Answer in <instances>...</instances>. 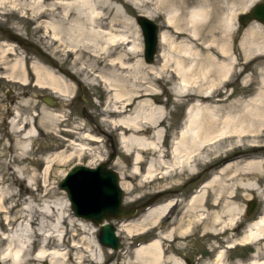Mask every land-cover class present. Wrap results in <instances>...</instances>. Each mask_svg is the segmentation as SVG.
I'll return each mask as SVG.
<instances>
[{"label":"bare ground","instance_id":"1","mask_svg":"<svg viewBox=\"0 0 264 264\" xmlns=\"http://www.w3.org/2000/svg\"><path fill=\"white\" fill-rule=\"evenodd\" d=\"M127 1L137 8L154 4L157 10L165 9L167 26L177 35L187 37L178 42L170 39L167 31L159 32V42L170 41L172 49L160 52V67L145 66L140 58L130 62L129 55L138 56L141 52V38L137 23L132 30L127 24L131 17L123 6L114 4V0H0V5L8 2L12 7L20 4L22 8H28L32 18L41 20L40 24L52 39L61 43L65 49L63 53L74 55L78 66L74 64L70 73L63 69L60 71L69 75L81 90L84 89L81 82L100 84L106 92L102 125L117 131L122 150L133 152L136 173H139L138 163L143 160L144 151L155 156L145 161V177H154L159 171L158 166L164 168V173L181 168L194 172L196 161H203L208 167L211 175L181 206L182 215L188 217L187 222L181 225L182 216L168 222L167 230L158 231L154 239L140 244L128 259L124 258L118 264H186L179 257L165 255L164 240L177 242L179 238L195 234V224L201 227L202 236H221L243 227L240 236L230 233L223 239L225 245H211L213 259L204 264H264V209L256 219L244 224V208L236 203L240 192L246 191L249 195L259 190L256 182L244 184L240 181L253 180L258 165L263 161L262 156H247L249 152L243 144L249 141L255 145L264 138V25L257 19L251 21L244 29L239 45L235 44L240 28L237 18L239 21L244 12L261 0ZM143 14L153 18L147 12ZM7 52L16 53L14 45L9 44L1 50V57L7 58ZM248 67L254 73L243 78L236 93L243 96L236 97L234 91L228 92L226 88ZM30 68L35 86L50 89L62 100L71 97L74 86L61 72L35 61L31 62ZM5 69L3 77L24 85L29 82L28 71L21 58L6 63ZM78 72L83 76L80 79L72 76ZM151 77H155L154 80L148 79ZM157 80L168 83L176 98H190L181 126L171 140L169 160L163 156L164 129L160 127L167 109L164 104L153 100L158 95L153 84ZM214 95L219 98L213 100ZM137 98L140 99L136 101ZM133 104L134 108L130 110L129 106ZM19 114L15 112L9 125L15 153L4 163L5 171L0 176V183L8 182L11 187L24 178V168L13 169L10 164L28 156L37 128L58 136V125L65 121L64 114L53 110H43V117L38 122H33V116L20 117ZM148 130L150 137L145 135ZM99 131L103 129L99 128ZM64 132L72 134V137L61 138L60 143L64 146L61 151L44 155L43 151L37 156L45 162V173L55 160L62 161L71 156L80 158L87 155L90 158L88 164L103 160L97 149L102 138L92 134L90 129L85 132L81 125H75L64 129ZM67 151L70 153L65 154ZM229 159H234V162L222 164ZM35 160L39 158H33ZM215 160L219 164L213 165ZM34 175L35 172L32 173ZM16 195L13 191L0 194V264H103V245L97 240L98 236H94L97 230L85 223L87 219L76 216L77 222L69 220L67 215L55 211L53 202L42 201L38 197L26 199L14 215L13 220L20 221L14 228L3 231V224L13 221L10 210L17 204ZM7 201L10 205L5 204ZM174 201L169 199L153 206L141 221L134 224L122 221L121 228L132 235L147 225L156 226L159 220L169 217ZM69 233L72 235L70 241L69 236L68 239L66 237ZM35 243L36 248H32ZM248 245L254 248V252L247 260H226L228 248ZM108 248L112 253V248Z\"/></svg>","mask_w":264,"mask_h":264},{"label":"rangeland","instance_id":"2","mask_svg":"<svg viewBox=\"0 0 264 264\" xmlns=\"http://www.w3.org/2000/svg\"><path fill=\"white\" fill-rule=\"evenodd\" d=\"M114 2V4H120L123 6L129 18L131 17L132 20H129L130 23L127 24L132 30L134 29V23L136 24V17L138 15H144L143 13L147 12L153 15V18L150 19L159 26L160 30L167 31L170 39L179 42L187 38L184 34L177 35L171 27L167 26L166 19L168 13L165 9L157 10L154 4L139 5L137 8L127 0H114ZM261 2H264V0L258 1L257 3ZM254 5L244 13H249ZM240 14L242 13H239V15ZM253 20L255 19H251L246 24H241L237 18L238 26H240L235 38V44L237 46L239 45L244 29ZM40 21L41 20H34L32 18V12L28 8H22L20 4L17 7H12L8 2L4 5H0V176L2 175V172L5 171L3 169L4 163L8 162L9 158L15 153V147L13 145L14 137L10 133L9 125L10 120L16 111L20 113V117L33 116V122L35 120L38 122L43 117V110H53L54 112L64 114L63 118L65 121L58 125V136H54L46 129L39 128V130L37 128V134L32 140L31 150L29 151L28 156L22 160L16 159L14 163L10 164L13 169L24 168V178L18 180V184L12 187L8 185V182L0 183V194L4 192L6 194L10 191L17 193V195L14 196V199L17 200V204L10 210V219L12 220L14 219L16 212H18L24 205L26 199L38 197L42 201L47 200L51 203L53 202V205H56L55 211L58 214H65L69 217V220L77 222L76 219H78V217L74 215L70 205H67L68 199L66 192L60 189L59 182L62 180L65 173L76 164L94 167L100 163L106 162L107 167L115 170L119 175V185L123 191V204L125 206H135L138 209L135 216L130 219H108V222L112 223L116 228L120 247L119 249H110L113 252L109 253V248L103 246V264H118L124 258L128 259L133 249L140 244L147 243L154 239L157 236L158 231L164 232L170 226L168 223V217L165 218L166 220H159L156 226L153 224L147 225L144 229L134 232L132 235H128L121 228L122 221L130 224L141 221L146 211L154 206V201L158 197L159 199L165 197L166 200L176 197L178 198L176 201V207H178L180 203L179 198L183 196L186 201L189 195L194 190L198 189L202 182L207 180L211 174L208 172V167L203 161H196V170L194 172H189L188 170L181 168L177 171L172 170L168 173H164V168L158 166L159 171H157L158 173L154 177H145V161L150 157H155L154 154L149 151L143 152V160L138 163L139 173H136L133 169V152L127 153L122 150L118 141L117 131L114 128L111 129L108 125H102L101 119L105 117L103 109L106 100V92L100 84L89 82H81L83 83L81 87L84 88L81 90L80 86L76 84L69 75L60 71L63 69L69 72L74 68V64H76L74 55L64 54L63 51L65 49L61 46V43L58 41L55 42L52 39L51 34L42 27L43 24H40ZM261 24L264 25L263 22H261ZM136 26L141 38L142 48L141 52L139 51L140 54L138 56L129 55L130 62L140 58L145 66L153 65L160 67L162 65L160 52L162 50L172 51L169 45L170 41L164 43L159 42L153 62L147 63L143 57V39L141 30L137 24ZM9 44L14 45L16 53H8L10 52L8 50L6 53L7 58H2L1 50L7 48ZM15 58H21L25 62L28 71L27 75L29 77V82L26 85L3 77L6 72L5 64L12 63ZM33 61L39 62L43 65L45 64L56 72H61L63 76L72 82L74 92L68 100L57 98L50 89H41L34 85V75L30 68L31 62ZM77 66L78 64H76V67ZM241 68H243V66H241ZM145 69L147 70V68ZM166 69L168 68H165V70ZM253 73L254 71L249 67L243 70L240 75H238L235 82L226 88L227 91H234L236 97L243 96L242 94L236 93L242 86L243 78L247 75H252ZM72 76L77 79L83 77L79 72L78 74L72 73ZM154 78L155 77H151L148 79L154 80ZM148 79L146 80L148 81ZM153 84L157 87L158 91V95L154 96L153 100L156 101L157 104H164L163 106L167 109L165 118L160 127L164 129L162 148L165 149V152L163 156L165 159L169 160L171 157L169 153L171 140L181 126L184 112L190 98L187 96L182 99L176 98L169 89V84L165 81L157 80L154 81ZM144 85H148V83H145ZM43 97L52 99L54 101L53 104L49 105L45 103ZM218 98V95L213 96V100ZM138 99L140 98H137L136 101ZM133 108L134 104L129 106L130 110H133ZM75 125H81L85 132L87 129H90L92 134L102 138L100 144L97 145V149L100 151L103 160L98 163L92 162V164H88L90 158L87 155H82L80 158L71 156L64 158L62 161L55 160L51 164L49 170L45 173V162L41 161L40 157L37 156L39 154L42 155L41 152L43 151V155L47 153L52 154L53 151H61L64 148L63 144L60 143L61 138L70 139V137H72V134L70 133H67L68 135H66L64 129H71ZM99 128L103 129L104 132L99 131ZM145 135L150 137V130H148ZM243 146L246 148L247 152H249L247 156L252 155L263 157V161L260 166L258 165L253 180L240 181L244 184L247 182H256L259 186V190L250 192L249 195L246 191L240 192L239 198L236 199V203L244 208L243 217L244 224H246L256 219L264 209V138L262 142L255 145H252L247 141ZM225 148L226 147L222 150ZM69 153L70 151L65 152V154ZM33 158H39V160L33 161ZM230 160L232 161L229 162ZM233 160L234 159L223 161L222 164H231L234 162ZM216 161L217 163H215ZM242 163L243 162L240 164ZM214 164H219V161L215 160L213 162V165ZM33 172H35L36 175L32 176ZM30 178L32 182H30ZM22 187L24 189H22ZM157 193H160L158 197L156 196ZM210 197L211 195L209 192L208 199H210ZM34 201L41 202L40 200ZM162 201H164V199H162ZM250 202L254 207L248 214L247 209ZM5 204L10 205V202L7 201ZM177 213V219H180V216H182L181 221H183V223H181V225L185 224L188 217L182 215L181 209L177 211ZM0 216H2V213ZM18 221H20V219H15L8 224H3L2 230L7 231L10 230L9 227L14 228V225L18 223ZM85 223L88 224L89 228H95L97 230L94 233V236L97 238L99 226L90 220H85ZM175 225L177 226L180 224L175 223ZM200 228L201 227L198 224H195L193 227V233L195 234L179 238L180 240L177 242L173 239L164 240L163 247L165 248V255L179 257L186 264H204L213 259L214 250H211V245H225L226 243L223 239L227 238L230 233H235L236 236H240V232L243 230V227H241L237 232H225L222 233L221 236H202ZM68 236L70 241L72 237L71 233L66 235L67 239ZM88 236H91V233H89ZM67 245L69 244L67 243ZM32 248H36V243ZM253 252L254 248L250 245L237 246L231 249L228 248L225 253L226 260L228 262H234L237 259L245 261Z\"/></svg>","mask_w":264,"mask_h":264},{"label":"water","instance_id":"3","mask_svg":"<svg viewBox=\"0 0 264 264\" xmlns=\"http://www.w3.org/2000/svg\"><path fill=\"white\" fill-rule=\"evenodd\" d=\"M251 19H257L264 23V2L258 3L251 12L239 17L241 24H246ZM136 23L140 26L143 38L144 60L147 63H152L157 51L160 28L150 18L142 15L136 17ZM43 101L49 105L54 102L48 97H43ZM106 164L104 162L94 167L76 164L65 173L59 182V187L66 192L75 216L90 220L96 225L100 224L99 242L105 247L119 249L120 242L116 235V228L108 222V219H129L135 216L138 209L135 206L123 204V191L119 185V175ZM253 207L254 205L250 202L248 214Z\"/></svg>","mask_w":264,"mask_h":264},{"label":"flooded vegetation","instance_id":"4","mask_svg":"<svg viewBox=\"0 0 264 264\" xmlns=\"http://www.w3.org/2000/svg\"><path fill=\"white\" fill-rule=\"evenodd\" d=\"M160 195V193H157V197ZM162 199H164V201H166V199H165V197H163ZM162 199L160 198L159 199V197L154 201V203L155 204H159V203H161V202H163L162 201ZM170 199H174L175 201L174 202H176L177 200H178V198H176V197H173V198H170ZM180 199V203H179V206L178 207H176V203H175V205L172 207V209H171V211H170V213H169V221L168 222H171V221H173L174 219L175 220H177V217H178V213H177V211H179L180 209H181V206L183 205V203H184V197L182 196L181 198H179Z\"/></svg>","mask_w":264,"mask_h":264}]
</instances>
